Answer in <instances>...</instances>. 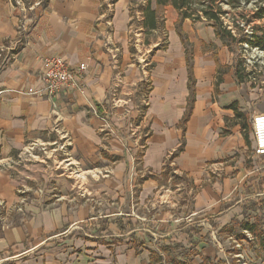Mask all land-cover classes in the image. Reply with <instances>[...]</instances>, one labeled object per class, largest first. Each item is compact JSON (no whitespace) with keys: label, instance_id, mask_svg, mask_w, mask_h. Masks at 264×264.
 <instances>
[{"label":"crops","instance_id":"crops-1","mask_svg":"<svg viewBox=\"0 0 264 264\" xmlns=\"http://www.w3.org/2000/svg\"><path fill=\"white\" fill-rule=\"evenodd\" d=\"M22 2L0 0V205L22 214L1 263L208 264L204 235L264 203V95L242 96L212 24L170 5L146 30V0ZM51 56L85 65L55 99L37 93Z\"/></svg>","mask_w":264,"mask_h":264},{"label":"rangeland","instance_id":"rangeland-1","mask_svg":"<svg viewBox=\"0 0 264 264\" xmlns=\"http://www.w3.org/2000/svg\"><path fill=\"white\" fill-rule=\"evenodd\" d=\"M107 4H113L116 0H104ZM258 0H248L246 5L237 9H231L224 3L219 4L221 9L225 12L221 20L224 24L231 26L233 28V33L238 39L240 35L247 34L250 35L253 27H264V20L254 21L247 24L246 21H251V15L256 6H258ZM219 3V2H218ZM24 5V3H23ZM159 8V7H158ZM158 8H156L158 13ZM242 14V15H241ZM244 16V17H242ZM236 26V28L233 27ZM160 38V48L166 45V33L164 32L157 34ZM155 36V35H154ZM241 49V50H240ZM241 48L237 44L231 43L228 50L232 51L233 61L236 65H239L240 76L242 77V82H240L241 94L242 96H249L253 90L256 93H262L264 95V50L256 49H246ZM242 61V62H240ZM264 111V106L261 109ZM255 214V215H254ZM21 212L16 209L7 208L6 206L0 205V231L4 226H9L14 223H18L20 220ZM256 223L259 227L257 233L261 238L254 236L250 232L243 231V224L245 223ZM106 222L99 221L96 226L92 227L94 234L100 235L98 233ZM232 232H222V234L217 235L208 232L205 234L204 244L205 247H209L208 251L205 253L210 256V261L208 264H264V247L261 245V239L264 238V203L260 204L255 202H247L243 206L242 216L233 219L230 226ZM215 237L219 238L218 243ZM211 239V242H210ZM194 245V243H191ZM189 251L184 253L183 256L189 257L195 255L193 246L188 248ZM5 258L4 254L0 253V264ZM8 262V261H7ZM6 263V262H4Z\"/></svg>","mask_w":264,"mask_h":264},{"label":"trees","instance_id":"trees-1","mask_svg":"<svg viewBox=\"0 0 264 264\" xmlns=\"http://www.w3.org/2000/svg\"><path fill=\"white\" fill-rule=\"evenodd\" d=\"M219 2V3H218ZM248 0H154L155 7H161L170 5L172 6L180 15L181 19H190L192 21L205 20L212 24L215 35L221 39L227 47H230L231 43L237 44L241 48L246 49H256L264 50V27H253L250 35L242 34L237 39L233 33V28L226 25L221 20V17L225 15V12L221 9L219 4L224 3L231 9L241 8L242 5H246ZM258 6H256L251 15V21L247 20L246 23L250 24L254 21L264 20V0H258ZM151 8V0H146V5L142 8L141 13L143 16L142 25L146 30H157L160 27V21L157 14V10ZM242 15V14H241ZM244 17V16H242ZM230 27V28H229ZM236 28L235 25H233ZM246 46V47H245ZM243 49V50H246ZM241 50V49H240ZM242 62V61H240ZM239 65H236V79L238 82H242V77L240 76ZM191 86V77L190 84ZM191 88V87H190ZM191 95V93H190ZM192 98L190 99V105ZM190 105L187 110L189 111ZM188 111L186 112L183 121L187 118ZM239 116V113L236 114ZM245 127L242 126V129ZM246 231L256 234L258 238H261L257 233L259 227L257 224H243ZM261 245L264 246V238L261 239Z\"/></svg>","mask_w":264,"mask_h":264},{"label":"built area","instance_id":"built-area-1","mask_svg":"<svg viewBox=\"0 0 264 264\" xmlns=\"http://www.w3.org/2000/svg\"><path fill=\"white\" fill-rule=\"evenodd\" d=\"M13 1L17 8H23L22 0ZM41 64L44 68L43 88L37 93L49 99H55L60 94H66L73 85L74 77L85 69L84 64H79L76 69L72 68L65 59L58 56L44 58ZM27 92L33 93L31 89H28ZM250 130L253 136L254 156L264 157V113L252 115Z\"/></svg>","mask_w":264,"mask_h":264}]
</instances>
